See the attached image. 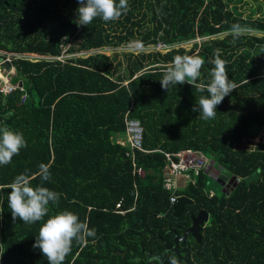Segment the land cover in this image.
Listing matches in <instances>:
<instances>
[{
	"label": "trees",
	"instance_id": "trees-1",
	"mask_svg": "<svg viewBox=\"0 0 264 264\" xmlns=\"http://www.w3.org/2000/svg\"><path fill=\"white\" fill-rule=\"evenodd\" d=\"M78 7L77 0H0V67L11 55L10 81L21 79L26 90L0 93V128L26 141L0 166V184L48 166L43 186L60 194L49 215L68 210L95 229L86 243L73 242L64 264H171L173 257L179 264L167 247L202 210L210 221L200 242L189 234L179 243L180 264H264V142L253 140L264 129V0H128L119 20L79 28ZM233 24L243 28L236 39ZM160 43L167 48L156 50ZM66 44L73 56L60 62ZM130 44L140 52L122 60L106 52ZM216 49L238 87L204 121L192 107L207 93L187 83L166 91L160 80L174 56L197 55L205 61L198 82H207ZM126 117L144 127L143 178L133 173L129 146L118 143ZM186 148L209 155L230 187L209 193L203 171L179 191L194 203L175 217L162 169L166 153ZM8 191H0V264H48L33 248L43 221L13 222ZM122 199L125 214L116 209Z\"/></svg>",
	"mask_w": 264,
	"mask_h": 264
},
{
	"label": "clouds",
	"instance_id": "clouds-1",
	"mask_svg": "<svg viewBox=\"0 0 264 264\" xmlns=\"http://www.w3.org/2000/svg\"><path fill=\"white\" fill-rule=\"evenodd\" d=\"M76 19L73 23L85 27L94 19L103 22H114L128 11V0H77ZM229 33L234 39L243 31L239 24H233ZM221 50L216 49L214 58L208 62L213 65L207 82H198L205 61L197 55H176L162 73L161 88L168 91L171 86L185 83L201 93L192 107L193 112L199 113V118L208 121L216 116V108L225 97L229 96L238 85L229 79L225 70V61L221 58ZM26 141L22 133L0 128V166L11 163L18 155ZM39 178L40 184L33 186V178ZM51 180V172L47 165L40 164L34 174L21 173L10 183L0 184V191H8L7 204L13 222L19 219L23 224L32 225L43 221L35 237L34 249H39L48 264H64L65 258L72 250L73 242L83 244L89 237L95 236V229H90L86 221L71 211L64 210L49 215L50 205L57 204L60 194L43 186ZM2 204V203H0ZM3 208L0 207V213ZM47 217L45 220L44 218ZM171 264H178L175 257Z\"/></svg>",
	"mask_w": 264,
	"mask_h": 264
},
{
	"label": "built area",
	"instance_id": "built-area-1",
	"mask_svg": "<svg viewBox=\"0 0 264 264\" xmlns=\"http://www.w3.org/2000/svg\"><path fill=\"white\" fill-rule=\"evenodd\" d=\"M71 45L72 44L62 45V55L55 59L60 62H66L68 58L73 56L72 54H68ZM166 48L167 46L165 44L160 43L156 46L155 49L161 51ZM38 58L41 57H32V59L34 60ZM42 59L46 58L42 57ZM11 61V55H7L5 59V64H10ZM3 70L6 72L4 68ZM12 71H14V69L7 70L8 73ZM6 77V79L0 80V93H2L4 96H7L15 90H20L22 93L26 92L22 82L13 85L10 81V75L8 74V76ZM25 99L26 95L24 94L23 101ZM125 125V138H119L118 143H120L121 145L129 146L130 149L126 153V156L132 164L133 173L137 177L143 178L146 175V171L142 166L138 164L137 152H147L144 148V127L142 126L139 120L129 117H126ZM260 135L264 136V129L256 137H259ZM255 138H253V140ZM165 156L166 164L162 169L163 187L165 191L170 194L171 206H175L178 200L182 197V195H180L179 193V191L181 190L179 178H185L186 186L190 184H195L196 178L200 176L203 171H208V165L210 160L206 157L203 152L192 148L182 149L175 153H166ZM122 205L123 199L118 202V204L116 205V209L118 213L125 214L126 211L122 210Z\"/></svg>",
	"mask_w": 264,
	"mask_h": 264
},
{
	"label": "water",
	"instance_id": "water-1",
	"mask_svg": "<svg viewBox=\"0 0 264 264\" xmlns=\"http://www.w3.org/2000/svg\"><path fill=\"white\" fill-rule=\"evenodd\" d=\"M11 67L12 66L9 63L5 64V68L7 70L12 69ZM206 173H209L214 178H216L218 180V182L223 186L224 191H226L228 186H230V184H227V182H229V177L226 176L225 173H223L221 171V168L215 167V161L214 160L212 161L211 168L208 171H206ZM234 180H235V178L232 177L230 183H233ZM193 203H194V201L191 200L190 198H188L187 196H182L178 200L177 204L174 206V216L175 217H180L183 214V212L185 210V207L187 205H191ZM209 221H210V214L207 213L206 211H203V210L200 211L197 216L192 218V226L188 230H186L183 235L176 236L175 245L167 247V251L175 252L179 256V264L184 259L181 256V252L182 251L179 250V243L182 242V241L185 242L189 234H192V236L198 242H200L201 241V229L207 223H209ZM167 251L162 256V259L165 258L166 254H167Z\"/></svg>",
	"mask_w": 264,
	"mask_h": 264
},
{
	"label": "rangeland",
	"instance_id": "rangeland-1",
	"mask_svg": "<svg viewBox=\"0 0 264 264\" xmlns=\"http://www.w3.org/2000/svg\"><path fill=\"white\" fill-rule=\"evenodd\" d=\"M239 7H240L241 11L245 13V15L251 14V10L244 9V6L241 7V4L239 5ZM136 46H137V44H130L127 46H120V47H116V48H111V49L107 50L106 52L111 57H116L118 60H122L123 55L125 54L124 52H134L135 54L139 53L140 51L135 48ZM7 74H8V72H7ZM9 75L12 78V80L16 78L15 71L10 72ZM20 82L23 83V81L21 79H20ZM254 141H255V143L263 142L264 136L260 135L259 137H256L254 139ZM206 157L210 160V162H209V165H210V163L213 161V159H211V157H209V155H206ZM209 165H208V167H209ZM185 181H186L185 178H183V177L179 178V182L181 184V190H184L187 187ZM206 181H207L206 190L209 193H212V194L218 195V196H220L223 193V190H224L223 186L211 174L207 173Z\"/></svg>",
	"mask_w": 264,
	"mask_h": 264
},
{
	"label": "crops",
	"instance_id": "crops-1",
	"mask_svg": "<svg viewBox=\"0 0 264 264\" xmlns=\"http://www.w3.org/2000/svg\"><path fill=\"white\" fill-rule=\"evenodd\" d=\"M4 69L6 70V72L3 70V67L2 68L0 67V80L6 79L7 78L6 76H8V74H9V73L8 74H5V73H7V69L5 67H4Z\"/></svg>",
	"mask_w": 264,
	"mask_h": 264
},
{
	"label": "flooded vegetation",
	"instance_id": "flooded-vegetation-1",
	"mask_svg": "<svg viewBox=\"0 0 264 264\" xmlns=\"http://www.w3.org/2000/svg\"><path fill=\"white\" fill-rule=\"evenodd\" d=\"M211 165H212V162H211V164L209 165L208 170L211 168ZM215 167H218V166L215 165ZM227 184H228V183H227ZM228 187H230V186H228ZM187 238H188V237H187ZM186 240H187V239H186ZM185 242H186V241H185ZM185 242H184V243H185Z\"/></svg>",
	"mask_w": 264,
	"mask_h": 264
},
{
	"label": "bare ground",
	"instance_id": "bare-ground-1",
	"mask_svg": "<svg viewBox=\"0 0 264 264\" xmlns=\"http://www.w3.org/2000/svg\"><path fill=\"white\" fill-rule=\"evenodd\" d=\"M11 75V74H10ZM2 95V94H1ZM63 109V108H62ZM66 123V122H65ZM75 131V130H74Z\"/></svg>",
	"mask_w": 264,
	"mask_h": 264
}]
</instances>
